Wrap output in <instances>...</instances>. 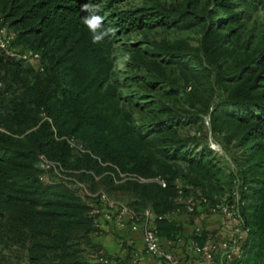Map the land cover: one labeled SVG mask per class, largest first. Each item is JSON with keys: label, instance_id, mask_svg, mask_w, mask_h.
I'll use <instances>...</instances> for the list:
<instances>
[{"label": "trees", "instance_id": "obj_1", "mask_svg": "<svg viewBox=\"0 0 264 264\" xmlns=\"http://www.w3.org/2000/svg\"><path fill=\"white\" fill-rule=\"evenodd\" d=\"M25 1H29L27 7H23ZM119 1L11 0L9 15L19 11V20L28 22L24 34L41 35L42 43L33 51L48 53V64L42 75L35 74L34 69L43 70H38L39 62L27 66L21 58L23 52L16 55L11 46L10 50L0 47V258L5 250L16 249L23 252L25 264H139L130 256L131 245L126 241L119 245H125L128 253L120 257L103 252L92 240L101 231V222L110 221L101 220L91 210L108 208L100 194L83 198L74 183L109 199H113L112 191L126 193L127 202H114L135 213L149 209L159 236L198 242L208 233L206 227L200 225L202 230L196 234L194 225L183 234L175 217L187 214L162 217L176 207L177 184L185 195L209 200L227 196L232 189V173L225 174L207 143L176 134V127L196 123L199 113L208 107L200 106L198 112L181 117L171 116L166 105L157 102L160 114L169 115L153 117L136 130L141 139L151 138L163 156L155 171L141 173L148 159L127 167L121 149L112 146L119 129L129 133L125 124L113 121L116 107L112 97L99 90L108 76L112 39L127 27L178 22L172 16L142 9L107 14L109 6ZM86 4L91 7L83 10ZM89 15L102 17L103 27L112 29L100 42H93V34L83 22ZM217 24L207 28L205 40L218 47L226 35L219 37ZM214 47L205 45L204 51L211 54ZM168 57L174 62L180 58L178 53H168ZM226 78L236 86L212 104L209 118L215 130L225 133L227 143L235 140L232 160L244 186L242 214L248 228L241 256L230 264H263L264 45ZM193 96L188 95L185 103L195 108ZM78 135L88 153L76 154L66 141L78 139ZM40 155L57 163L63 177L49 170L54 180L40 179ZM120 174L159 177L165 185L121 180Z\"/></svg>", "mask_w": 264, "mask_h": 264}, {"label": "rangeland", "instance_id": "obj_2", "mask_svg": "<svg viewBox=\"0 0 264 264\" xmlns=\"http://www.w3.org/2000/svg\"><path fill=\"white\" fill-rule=\"evenodd\" d=\"M10 3L11 0H0L2 19L0 27L6 33L16 37L19 35L11 44V52L17 55L33 51L34 47L42 43L41 35L24 34L28 22L19 20V11L9 15ZM23 4V7H27L29 1ZM136 9L169 15L178 22L173 26L127 27L119 36L112 39L108 56L111 62L108 76L99 90L112 97L116 107L114 123L125 124L129 132L125 133L118 128L112 138V146L121 149L127 167L133 163L140 165L143 159H148L147 165L142 166L141 173L155 171L158 161L163 160V156L157 152L151 138L141 139L136 130L153 117L165 118L169 115L160 114L162 110L157 102L164 103L171 116L181 117L198 112L197 108L200 106L208 107L206 112L199 113V120L196 123L176 127V134L180 138H199L207 143L210 149L211 144L217 146V150L212 151L219 161V166L225 174L233 175L234 169L238 170L232 160L235 140L230 143L225 141V133L214 129L209 112L219 97L225 96L236 86V83L226 81V77L264 45V0H120L109 6L107 14ZM213 22L218 23L216 27L219 37L226 35L218 47L211 40H205L207 28ZM210 44L215 47L211 54H206L204 46ZM168 53H178L179 60L174 62L168 57ZM47 54L39 53V65L43 70L38 72L34 69L35 74L44 73L48 64ZM24 64L31 66L28 61ZM192 93L193 100L196 101L195 108L185 103L187 96ZM73 140L79 150L70 147L76 154L90 151L79 135L78 139ZM89 141L93 142L90 139ZM54 176L48 174L47 178L53 181ZM119 177L121 180L131 179L141 183L156 178H139L133 174H120ZM73 186L79 188L75 183ZM85 189L89 191L87 187ZM81 192L79 193L82 196L84 192ZM111 197L113 198H110L111 201L114 199L128 201L127 194L119 191H112ZM175 223L179 225L177 228L180 230L182 224L189 227L199 224L205 228L212 223L215 225L212 232L216 233L219 219L208 215L204 219H199L193 215L179 214L175 217ZM101 227V231L92 237L98 244L106 242L119 245L125 241L119 236L123 233L120 230L123 229L124 232L127 229L131 230L128 222L120 225L102 221ZM186 229L188 232V227L183 228L181 232L186 233ZM110 235L117 238V241L113 239L111 241ZM102 250L107 253L103 248ZM0 264H25L24 254L16 249L5 250L0 258Z\"/></svg>", "mask_w": 264, "mask_h": 264}, {"label": "built area", "instance_id": "obj_3", "mask_svg": "<svg viewBox=\"0 0 264 264\" xmlns=\"http://www.w3.org/2000/svg\"><path fill=\"white\" fill-rule=\"evenodd\" d=\"M15 40H17L16 35L6 33L0 27V47L2 49L10 50V46ZM21 58L35 64L39 62L40 55L37 51L29 50L23 52ZM37 68L39 71L42 70L40 65ZM66 141L71 147L79 150L72 138H68ZM211 149L217 150V146L211 144ZM38 164L42 169L40 179L48 180L49 170H52L56 176L63 177L61 167L42 155L38 156ZM151 181H155L162 187L165 185V182L159 177ZM75 184L79 187V192L81 190L84 192L82 196L94 197L100 194V200L108 208L103 211L93 207L91 214L98 215L102 220L115 224L121 225L123 222H128L132 231L141 229L144 249L153 256L157 264H230L241 256L242 244L248 228L242 214L244 186L236 169L233 171V184L230 193L221 198L209 200L192 193L185 195L177 184V195L174 198L176 207L162 215V217L172 218L182 212L187 215L195 214L199 219H204L207 215H216L219 219L216 233L212 232L213 230H208L201 242L195 238L184 239L182 236L165 239L157 234L153 224L155 215L149 209L135 213L125 204L111 201L104 193L92 194L86 191L82 184ZM193 230L197 234L201 232L202 227L197 224ZM172 248H181L184 254L183 258H178L171 250Z\"/></svg>", "mask_w": 264, "mask_h": 264}, {"label": "crops", "instance_id": "obj_4", "mask_svg": "<svg viewBox=\"0 0 264 264\" xmlns=\"http://www.w3.org/2000/svg\"><path fill=\"white\" fill-rule=\"evenodd\" d=\"M214 217H216L218 219V217L216 215H212ZM211 216V217H212ZM214 224L209 223L208 226L206 227L208 230L212 231L214 230ZM187 228L188 230L191 229V227L186 226L185 224L181 225V230L183 228ZM183 231V230H182ZM120 232H123L121 236V238H123V240H125L128 244H130V256H132L133 258L138 260L139 264H157L156 261L154 260L153 256L150 255L149 253H147L144 249L143 246V240H142V233H141V229H137L135 231H131L129 229H127L125 232L123 229L120 230ZM189 232V231H188ZM187 229H186V233ZM185 231L183 232V234H186ZM112 239L114 241H117V238H114L112 235H110V240L112 241ZM99 245L107 252V254H117L120 257H125L126 254L128 253L127 249L120 247V245L117 244H109V243H99ZM107 247H106V246ZM172 251L175 253V255L178 258H183V251L181 250V248H172Z\"/></svg>", "mask_w": 264, "mask_h": 264}, {"label": "clouds", "instance_id": "obj_5", "mask_svg": "<svg viewBox=\"0 0 264 264\" xmlns=\"http://www.w3.org/2000/svg\"><path fill=\"white\" fill-rule=\"evenodd\" d=\"M91 6L86 4L83 10H88ZM84 24L93 34V42H100L102 39L112 32L111 28L103 27V18L98 15H89L83 18Z\"/></svg>", "mask_w": 264, "mask_h": 264}]
</instances>
